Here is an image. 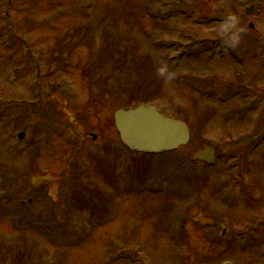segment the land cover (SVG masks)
Segmentation results:
<instances>
[{
  "label": "rangeland",
  "instance_id": "obj_1",
  "mask_svg": "<svg viewBox=\"0 0 264 264\" xmlns=\"http://www.w3.org/2000/svg\"><path fill=\"white\" fill-rule=\"evenodd\" d=\"M188 1L186 16L166 17L177 7L174 0H153L148 13L147 0H0V164H5L0 165V264H264V144L251 155L252 162L243 161L250 167L245 183H238L243 193L233 191L239 176L226 173L221 163L214 169L185 168L209 141L222 143L219 156L228 157L246 153L253 136L264 138V10L255 7L247 17L242 0ZM257 3L264 8V0ZM226 9L230 18L220 13ZM152 17L166 18L154 22ZM205 17L218 22L225 17L232 25L220 28ZM118 33L129 36L132 59L127 61L138 75L122 84L124 74L109 57L117 44L124 45L113 38ZM224 37L227 57L209 59L211 42ZM188 45L183 49L194 55L180 67L167 62ZM143 57L150 58L145 65ZM64 66L72 70L61 72ZM122 67L128 75L124 61ZM101 72L102 96L88 83ZM142 102L195 128L192 144L176 157L179 163L170 160L153 173L174 181L173 188L181 185L174 226H169L171 202L160 204L163 193L160 200L152 195L155 177H146L156 166L153 158L133 160L132 172L137 171L125 174L128 160L143 156L123 150L114 113ZM19 133H25L21 141ZM121 152L128 160L118 158ZM175 168L185 182L174 180ZM191 174L204 177L199 187L187 185ZM223 183L238 197L223 189L218 195L227 201L213 196ZM68 184L76 191L69 192ZM122 184L131 195L105 196ZM143 184L152 193L141 192ZM64 191L88 208L68 218L63 208L69 210L71 200ZM105 197L109 205L104 208ZM99 213L104 215L98 218ZM52 227L59 229L57 236ZM251 241L258 247L247 246L245 253L238 248Z\"/></svg>",
  "mask_w": 264,
  "mask_h": 264
},
{
  "label": "water",
  "instance_id": "obj_2",
  "mask_svg": "<svg viewBox=\"0 0 264 264\" xmlns=\"http://www.w3.org/2000/svg\"><path fill=\"white\" fill-rule=\"evenodd\" d=\"M115 126L122 143L132 150L148 153L170 152L188 145L187 127L163 117L158 111L144 106L115 113ZM217 144L198 153L194 160L211 163Z\"/></svg>",
  "mask_w": 264,
  "mask_h": 264
},
{
  "label": "trees",
  "instance_id": "obj_3",
  "mask_svg": "<svg viewBox=\"0 0 264 264\" xmlns=\"http://www.w3.org/2000/svg\"><path fill=\"white\" fill-rule=\"evenodd\" d=\"M192 1H195V0H192ZM174 2H180V4H182V6L185 8V6H188V4H189V1L188 0H174ZM203 6H205V4L203 3ZM86 9V8H85ZM84 9V10H85ZM84 12H88V9H86ZM83 12V13H84ZM220 13H223L222 12V10L220 11ZM207 13L205 12L204 13V15L205 16H207L206 15ZM205 18H207V17H205ZM206 20V19H205ZM214 24H216L217 22H213ZM83 30H81V32H82ZM107 33L108 32H106V33H104V36H106L107 35ZM80 34V33H79ZM121 35H123V36H125V37H127V38H129V36H128V34H121ZM108 36V35H107ZM72 38H75V36L74 35H72ZM87 37H85V39H86ZM79 45H82V43L81 44H79ZM88 46H90V45H88ZM129 49V47H121V46H118V44H117V50L116 51H114V53H112V55L111 56H109L110 58H112L113 60H112V62H113V65H112V67L114 68V66L116 65L117 66V68H116V71L117 72H119V73H123L124 74V79L122 80H118L119 81V83H123V82H125V81H127V77H128V80H132V75H133V78H136V79H138V75H137V70H138V68H137V70H136V75H137V77H135V73H134V71L132 70V67H130V65H129V63H128V61H127V58H128V56H129V53L127 52V50ZM127 54V55H126ZM126 58V59H125ZM109 59V58H108ZM99 60L100 61H102L101 60V58L99 57ZM123 61L125 62V65L129 68V73H128V75H127V73H125L124 72V69H123V67H122V64H123ZM148 61V59L146 58V57H143V64L145 65V63ZM111 66V65H110ZM134 69V68H133ZM90 71V69H88L87 68V71ZM108 70V67L106 68L105 67V72ZM111 71H112V69H111ZM111 71H109V73H110V76H111ZM133 71V72H132ZM133 73V74H132ZM94 75V74H93ZM103 76V74H102V72H101V74H98L97 75V77H96V80H92V82H93V86H91V88L94 90V91H92V93H95L97 90H100V94H101V96H102V90L100 89V88H98L99 87V83L101 82V77ZM120 84V85H121ZM115 96V95H114ZM113 96V97H114ZM114 99V98H113ZM115 100V99H114ZM189 161V160H188ZM3 175H4V178L6 179H4L5 180V183H7L8 181H9V179H8V177H9V175H7L6 173H3ZM9 183V182H8ZM7 183V184H8ZM1 187H2V184H0V189H1Z\"/></svg>",
  "mask_w": 264,
  "mask_h": 264
}]
</instances>
